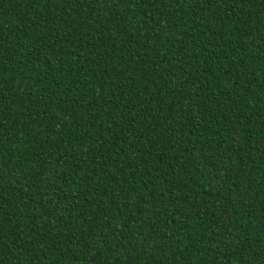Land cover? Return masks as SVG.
Instances as JSON below:
<instances>
[{
  "label": "trees",
  "instance_id": "obj_1",
  "mask_svg": "<svg viewBox=\"0 0 264 264\" xmlns=\"http://www.w3.org/2000/svg\"><path fill=\"white\" fill-rule=\"evenodd\" d=\"M0 264H264V0H0Z\"/></svg>",
  "mask_w": 264,
  "mask_h": 264
}]
</instances>
